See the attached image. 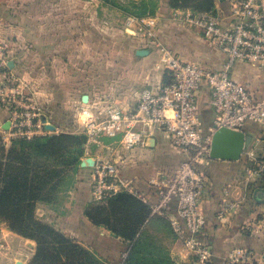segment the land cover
<instances>
[{
    "label": "crops",
    "instance_id": "0c3cea01",
    "mask_svg": "<svg viewBox=\"0 0 264 264\" xmlns=\"http://www.w3.org/2000/svg\"><path fill=\"white\" fill-rule=\"evenodd\" d=\"M230 1L216 0L215 12L212 13L224 26L231 20ZM84 12L87 14L82 8L74 9V15L79 18L75 19L74 24L80 30L82 38L83 29L85 36L89 35L84 44L89 47L90 53L84 54L83 60L90 64L92 78L75 71L78 74L75 84L79 86L74 90H60L57 99L54 98L59 105V121L53 124L55 128H59L58 133L62 127L66 128L61 130L63 133L77 134L74 129L80 126L77 124L82 122L81 114L85 109L101 116L110 107L123 112L132 111L141 89L146 86L156 87L166 79L159 45L170 49L185 61L213 70L221 69L227 58L224 47L189 21L188 17L195 13L174 9L169 0H163L155 14L144 17L140 23L128 20L127 33L119 26H106L105 29L112 34L111 38H107L106 44H103L105 38L100 36L103 28L99 26L98 19H92L86 28L83 26ZM91 16L94 17V14L91 13ZM9 70L14 73L13 68L9 67ZM232 76L257 96L264 97V66L238 61L233 67ZM196 100L205 132L214 133L216 113L210 105V93L206 86L198 91ZM47 101L51 104L49 99ZM51 109L50 106L49 109H41L42 113L48 115L47 119L54 117ZM5 114V109L0 105V124L5 122ZM141 127L144 125L139 123L137 129ZM241 130L250 135L252 140L240 159L209 157L202 159L198 165L208 182L200 210L206 223L205 239L213 250L211 264H229L231 257L246 254L254 259L259 255L264 256V174L256 175L247 171L254 160L264 158V134L261 124L255 121L247 122ZM111 139L106 144L108 149L105 153L95 152L90 155V159L113 161L118 167L120 178L133 189L128 192L147 204L157 200L156 190L149 185V181L172 174L189 156L186 149L174 145L160 131L146 133L144 143L132 148H127L120 137ZM80 170L87 172L86 177L78 178L69 191L75 206L58 223L49 218L50 221L55 222L62 232H72L81 239L86 238L83 230L86 223L94 235L104 239L107 244L104 247L96 243L93 246L95 253L114 258L126 256L129 241L117 236L109 228L96 226L85 215V209L93 198V164ZM150 216L151 219L146 221L145 234L154 239L161 229H166L174 239V242H170L174 244L173 249H181L178 241L185 242L174 233L170 223L160 217H152V214ZM149 242L151 245L152 241ZM165 252L167 256L173 257L176 251H172L170 246ZM183 252L184 249L181 250L182 254ZM179 260L178 264H183L182 257Z\"/></svg>",
    "mask_w": 264,
    "mask_h": 264
},
{
    "label": "built area",
    "instance_id": "2783aa9c",
    "mask_svg": "<svg viewBox=\"0 0 264 264\" xmlns=\"http://www.w3.org/2000/svg\"><path fill=\"white\" fill-rule=\"evenodd\" d=\"M230 13L231 20L226 26L212 13L188 17L207 37L225 48L227 58L221 69L185 61L159 45L166 79L156 87L141 89L132 111L110 107L103 116L87 109L81 114L90 113L89 119H81L90 135L103 133L120 137L127 148H132L144 143L146 133L160 131L174 145L189 152L188 158L172 174L149 181L157 194V200L149 204L152 216L165 218L174 233L194 252V264H211L213 257L212 247L205 239L206 223L200 210L208 182L198 165L210 157L214 133L204 130L196 100L198 91L203 86L209 90L210 105L216 113L214 132L220 127L241 130L247 122L255 121L261 124L264 134V97L257 96L232 76L238 61L264 66V0H231ZM7 58V52L0 46V73L5 79L0 82V103L4 105L13 100L17 102L15 96L19 94L15 90L11 95L6 93L7 85L18 84L10 73ZM168 110L173 113L171 117L166 115ZM139 123L144 127L137 129ZM33 134L20 129L15 132L24 138H31ZM247 171L263 175L264 159L254 160ZM91 188L94 201L133 190L120 178L117 165L109 159L95 161ZM252 260L250 254L233 256L229 264H249Z\"/></svg>",
    "mask_w": 264,
    "mask_h": 264
},
{
    "label": "rangeland",
    "instance_id": "374dc122",
    "mask_svg": "<svg viewBox=\"0 0 264 264\" xmlns=\"http://www.w3.org/2000/svg\"><path fill=\"white\" fill-rule=\"evenodd\" d=\"M162 1L0 0V46L7 52L8 65L13 68L14 73L12 74L18 81L17 85H7L6 93L11 95L12 90H15L14 93L19 92L15 96L17 102L13 100L8 105L0 103L6 112L5 122L0 124V133L4 137L6 147H16L20 154L21 152L24 153L22 144L29 142L32 149L25 153L30 155L31 165L34 164L31 174L37 171L35 163H43L54 171L53 174L62 175L59 182V193L52 196L51 199L48 198L47 194L48 200L39 201L36 210V214L40 218L51 222L57 228L56 223L62 220L65 215H68L75 206L74 199L71 198L69 191L72 190L74 182L78 178L81 179V177L87 175V172L80 169L91 166L93 160H90V155L95 152L105 153L108 149L106 144L112 141L111 137L103 133L90 135L85 125L78 122L77 125L80 126L74 131H76V135L83 138L81 145L83 154L80 163L77 164L69 163L73 159L74 152L77 156L79 155V145H76V147L72 145L64 157L52 156L47 158L46 156L42 157L35 149L33 150L34 144H31V140L35 138L63 133L61 130L66 128L60 127L58 133L59 128H54L55 131L53 132V129L47 127L48 124L53 125L59 121V105L54 98L57 99L60 90L64 91L66 88L74 90L78 87L79 85L76 86L75 84V78L81 72L87 74V78H92L90 75L92 72L89 71L91 66L83 60V55L90 53L89 47L84 44L89 39V35L85 36V29H83V38L80 36L81 32L74 24L75 19L79 20L74 15V9L77 7L86 10L87 14L84 12L82 16V23L85 28L88 27L92 19H98L99 26L103 28L100 36L105 38L103 44H106L107 38L112 37L111 32L105 29L106 26H119L123 32L127 33L128 20H134L135 23L142 22L144 17L155 14ZM176 10L190 11L196 14L194 10L188 8H178ZM91 13L94 14V17L91 16ZM81 43L83 47H81ZM4 80L3 76L0 77V82ZM48 99L51 104L48 103ZM49 106L52 108L50 111L54 114V117L47 119V122L44 123L42 115H46L47 118L48 115L42 113L41 109H49ZM69 121L72 124L75 123L71 119ZM15 124H18V126ZM19 129L34 134L31 138L15 135V132ZM93 201L94 198H92L91 203ZM94 202H100V205H104L105 210L101 209L100 212L95 210L94 214L98 216L99 220L106 221V202ZM152 217H160L166 220L161 216ZM49 218L55 220L56 223L50 221ZM96 226L107 229L105 225ZM83 230L85 231V239L78 238L76 234L69 231L63 233L76 239L93 252L95 251L93 246L96 243L104 247L107 245L104 239H99L94 235L95 233L86 226V223L83 225ZM144 235L143 248L145 247L153 254L161 256L158 259L163 257L167 264H178L179 257H182L181 262L183 264H194V252L181 241H178V246L181 249H173L174 244L170 242H174V239L170 237L166 229H161L159 235L154 236V239L149 235ZM149 241H152L151 245H148ZM170 246L172 251H176L173 257L167 256L165 252V250H169ZM36 249V241L14 232L9 222L0 217V264H29L36 254ZM182 249H184V254L181 253ZM96 255L101 257L107 264H124V258L126 257L114 258L103 256L100 253H96ZM252 259L249 264H264V256L262 255L255 259L252 256Z\"/></svg>",
    "mask_w": 264,
    "mask_h": 264
},
{
    "label": "trees",
    "instance_id": "16d2710c",
    "mask_svg": "<svg viewBox=\"0 0 264 264\" xmlns=\"http://www.w3.org/2000/svg\"><path fill=\"white\" fill-rule=\"evenodd\" d=\"M216 0H169L172 8H188L196 13H214ZM82 137L73 133L47 135L31 140L33 150L40 155L64 157L68 149L79 145V155L69 164L80 163L83 150ZM29 142L22 144L23 154L16 147H6L0 133V217L5 218L11 229L37 243L36 254L29 264H107L95 252L66 235L51 222L36 214L37 203L51 199L59 193L60 174L43 163H35L34 174ZM264 159V158H263ZM48 194V198L46 197ZM107 220H99L95 210H105L100 202L90 203L85 215L95 225H105L117 236L129 241L124 264H167L161 256L146 250L144 234L146 221L151 219L150 205L128 191H120L105 201ZM103 204V203H101ZM150 245V242H148Z\"/></svg>",
    "mask_w": 264,
    "mask_h": 264
},
{
    "label": "water",
    "instance_id": "95a60500",
    "mask_svg": "<svg viewBox=\"0 0 264 264\" xmlns=\"http://www.w3.org/2000/svg\"><path fill=\"white\" fill-rule=\"evenodd\" d=\"M44 116L42 115L43 121L44 118H47V116ZM48 128L54 130L55 127L51 125ZM251 140L252 137L242 130H235L229 127L217 128L213 134L210 157L213 159L238 160ZM94 163L95 161L92 164L94 165Z\"/></svg>",
    "mask_w": 264,
    "mask_h": 264
},
{
    "label": "clouds",
    "instance_id": "9594fccd",
    "mask_svg": "<svg viewBox=\"0 0 264 264\" xmlns=\"http://www.w3.org/2000/svg\"><path fill=\"white\" fill-rule=\"evenodd\" d=\"M166 115H168L169 117H171L172 115H173V113H172V111L171 110H168L167 112H166ZM89 117H90V113H84L82 116H81V119L82 120H87V119H89Z\"/></svg>",
    "mask_w": 264,
    "mask_h": 264
},
{
    "label": "bare ground",
    "instance_id": "6f19581e",
    "mask_svg": "<svg viewBox=\"0 0 264 264\" xmlns=\"http://www.w3.org/2000/svg\"><path fill=\"white\" fill-rule=\"evenodd\" d=\"M130 31H131V30H130ZM131 32H132V31H131ZM133 33H134V32H133ZM43 116H44V115H43ZM44 117H46V116H44ZM44 121L47 122V118H44ZM47 126L50 127L51 125L48 124ZM18 264H21V263H18Z\"/></svg>",
    "mask_w": 264,
    "mask_h": 264
}]
</instances>
